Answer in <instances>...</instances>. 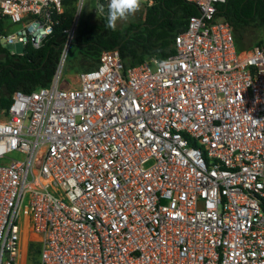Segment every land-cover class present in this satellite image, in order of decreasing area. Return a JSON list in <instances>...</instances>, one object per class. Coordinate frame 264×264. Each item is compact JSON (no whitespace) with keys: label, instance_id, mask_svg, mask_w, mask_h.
Listing matches in <instances>:
<instances>
[{"label":"built area","instance_id":"obj_1","mask_svg":"<svg viewBox=\"0 0 264 264\" xmlns=\"http://www.w3.org/2000/svg\"><path fill=\"white\" fill-rule=\"evenodd\" d=\"M186 1L174 53L103 50L61 87L81 0H0L3 41L34 48L74 8L50 84L0 119V264H25V229L37 264H264V44L236 48L226 0Z\"/></svg>","mask_w":264,"mask_h":264},{"label":"trees","instance_id":"obj_2","mask_svg":"<svg viewBox=\"0 0 264 264\" xmlns=\"http://www.w3.org/2000/svg\"><path fill=\"white\" fill-rule=\"evenodd\" d=\"M197 12L196 5L186 0H152L140 21L122 29L107 27L106 12L99 15L97 23L79 19L67 61L77 54V58L88 63L86 69H91L99 63L103 50L114 48L126 67L149 56L163 59L174 53V37ZM218 12L230 24L238 50L264 44V0H226ZM73 15L74 8L69 4L54 32L39 48L28 43L19 55L11 54L0 44V111L4 115L16 90L30 92L50 84L61 51L59 37L62 29L72 22ZM38 255L39 245L30 242L27 248L30 264L38 263Z\"/></svg>","mask_w":264,"mask_h":264},{"label":"rangeland","instance_id":"obj_3","mask_svg":"<svg viewBox=\"0 0 264 264\" xmlns=\"http://www.w3.org/2000/svg\"><path fill=\"white\" fill-rule=\"evenodd\" d=\"M152 3V0H141V7L140 9L132 16H130L126 20H118L116 23V28L122 29L128 26L130 23H137L143 18L145 9L147 6ZM97 4L93 1L86 0L84 4V9L82 10V13L80 15V21H86L88 23H97L99 22V14L98 12H93L94 9H96ZM0 26H1V32L2 36L0 38L1 44L5 46L8 50H14V51H21L23 48L22 43H5L3 41V36H6L9 33L15 32L19 25L17 23H12L9 18H1L0 20ZM78 55L75 54L69 61L66 60L65 66L63 69L62 79L60 82L61 87H67L69 85H73V81L75 82L76 75L79 71L84 70L88 68V63L85 61L80 60V58H77ZM153 68V66H151ZM4 114L3 111H0V119L3 118ZM8 157L12 158H20V155L17 153H11L8 155ZM22 236V247L25 244V247H28V240L31 238V233L28 232V234H23ZM27 235V238L25 237ZM24 242V243H23ZM25 264H30V262L26 259Z\"/></svg>","mask_w":264,"mask_h":264},{"label":"clouds","instance_id":"obj_4","mask_svg":"<svg viewBox=\"0 0 264 264\" xmlns=\"http://www.w3.org/2000/svg\"><path fill=\"white\" fill-rule=\"evenodd\" d=\"M141 7V0H108L106 9L105 5L98 4L96 12L104 15L106 12L107 27L115 30L118 20H126L134 15ZM84 9L83 0L79 4V12ZM67 55V53H65Z\"/></svg>","mask_w":264,"mask_h":264},{"label":"bare ground","instance_id":"obj_5","mask_svg":"<svg viewBox=\"0 0 264 264\" xmlns=\"http://www.w3.org/2000/svg\"><path fill=\"white\" fill-rule=\"evenodd\" d=\"M24 234H28V232L26 231V229L24 230ZM24 236V235H23ZM25 237L27 238V235H25ZM31 237H33V234H31ZM24 243V242H23ZM26 244V243H25ZM25 244L23 245V248H25Z\"/></svg>","mask_w":264,"mask_h":264},{"label":"crops","instance_id":"obj_6","mask_svg":"<svg viewBox=\"0 0 264 264\" xmlns=\"http://www.w3.org/2000/svg\"><path fill=\"white\" fill-rule=\"evenodd\" d=\"M28 248V247H27ZM26 259H27V249H26Z\"/></svg>","mask_w":264,"mask_h":264}]
</instances>
